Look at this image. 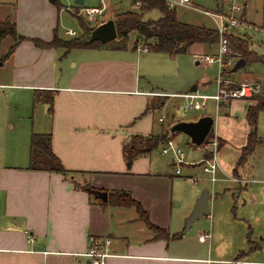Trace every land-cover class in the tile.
<instances>
[{
    "label": "crops",
    "instance_id": "obj_1",
    "mask_svg": "<svg viewBox=\"0 0 264 264\" xmlns=\"http://www.w3.org/2000/svg\"><path fill=\"white\" fill-rule=\"evenodd\" d=\"M82 1L58 0L57 6L50 0H0V23H13L16 33L25 37L14 46L10 33L0 38V264H88L84 253L90 237L107 253V264H209L212 261L198 253L197 245L183 240L188 230L177 238L157 236L134 206L102 203L81 186L88 183L106 191V199L109 191H127L152 224L170 235L182 231L202 184H195L194 189L191 186L190 197L180 202L186 191L181 194L174 177L182 171L175 172L173 157L160 152L161 143L156 151L137 156L129 166L122 149L134 134H164L170 125L156 115L167 102L164 98L178 94L184 98L181 91H190L156 87L152 69L158 71L160 54L174 58L190 52L198 57L208 52L207 45L194 43L179 54L154 51L146 45L147 51H138L136 46L142 43L135 40L141 37L134 32L121 48L106 45L65 50L61 46L38 47L31 41H50L54 35L64 38L60 26L65 13L79 22L82 7L103 6L105 14L122 8L120 0H105V5L101 0L98 5ZM129 1L131 9L137 8ZM243 19L247 20L246 9ZM203 81L206 89L208 82ZM198 89L196 84L193 92ZM36 90L54 91L51 111L46 102L33 104ZM21 92L25 97L22 109ZM253 102L231 99L217 111L221 112L218 117L222 124L235 125L236 113L245 115L246 105ZM194 109L197 111L181 120L207 115L199 107ZM21 113H26L28 121H23ZM241 127L236 145L228 133H216L220 167L239 180L220 177L212 182L206 219L193 221L191 226L197 222L204 227L202 232H209V255L215 236L240 224V240L226 245L223 253L228 256L217 261L264 264V135L256 127L260 142L252 157L237 166L235 175L233 170L249 131L246 119ZM32 132L51 134V149L65 169L73 172L77 186L60 172L27 168ZM199 147L188 152L191 163L184 164L189 181L196 180L195 168L201 167L195 160L206 156V150ZM176 199L181 204L177 208Z\"/></svg>",
    "mask_w": 264,
    "mask_h": 264
},
{
    "label": "trees",
    "instance_id": "obj_2",
    "mask_svg": "<svg viewBox=\"0 0 264 264\" xmlns=\"http://www.w3.org/2000/svg\"><path fill=\"white\" fill-rule=\"evenodd\" d=\"M50 1L57 6L60 5L58 0ZM132 4L137 5V8L118 13L116 19H114L117 34L115 40L111 43L106 42L104 44L98 40L89 42L88 38L94 26L83 18H79L81 29L80 33L70 38H58L54 35L50 41H42L38 38L30 39L35 45L42 48L61 46L65 50H70L72 48L100 47L106 45H110L114 48H121L125 46L128 34L130 32H134L135 34H141V38L136 39L135 43L141 42L143 45L148 46L151 50L170 54L183 53L189 45L194 43L208 45H216L217 43L218 33L214 27L196 25L178 20L176 18L175 8L168 7L165 0H132ZM153 9L158 10L160 15L156 18L145 19L144 14ZM7 33H10L15 38L13 46L18 42V40L25 38L24 36L16 33L13 23H10L9 21L1 22L0 38ZM228 37L231 47L241 53L239 57L245 59V63L261 62L264 64V54H259L250 50L245 37L237 34H228ZM13 46L8 50V52L12 50ZM231 67L226 70L228 74L235 72L231 71ZM53 93L54 91L52 90L34 91L33 104L35 105L40 102H46L48 103L49 110L51 111ZM252 100L254 102L247 104L245 107V119L249 125V131L246 136L245 144L240 148L236 166L233 170L235 175H237V166L246 163L252 157L256 145L260 142V137L257 134L256 127L258 114L260 111H264L263 92L254 96ZM212 132L213 129L211 128L206 136V139L212 134ZM175 133H177V131H169V134L166 135L165 133L163 135H132L128 141L124 143L122 149L126 165L129 166L134 158L156 148L160 143L171 138L170 136ZM194 146H201V144ZM208 154L209 152L206 151V156ZM27 168L30 170H50L60 172L69 179L71 177V182L77 186L75 179L73 178V172L65 169L60 159L53 153L51 149V134L49 132L31 133L29 139V163ZM81 186L90 192L93 189L99 190L90 186L88 183L82 184ZM99 199L102 203L109 202L117 205L134 206L139 217L145 221L150 229L155 231L157 236L168 239L169 237L177 238L181 235V231L170 235L167 230L152 224L148 219L147 212L135 199L131 197L130 193L127 191H109L107 199ZM251 248L252 246L249 247L248 250ZM242 253L243 252H240L238 256H241Z\"/></svg>",
    "mask_w": 264,
    "mask_h": 264
},
{
    "label": "rangeland",
    "instance_id": "obj_3",
    "mask_svg": "<svg viewBox=\"0 0 264 264\" xmlns=\"http://www.w3.org/2000/svg\"><path fill=\"white\" fill-rule=\"evenodd\" d=\"M89 1L95 5H98L100 2V0H89ZM237 1L240 3H245L244 9H246L247 20L243 19V12H242L241 18L244 23L238 25L236 28L229 27L227 29L228 32L245 37L249 44L248 48L250 50H253L259 54H264V0H237ZM101 2L105 5L106 1L101 0ZM193 2L194 3H191L190 6H183V7L176 6L177 7L175 10L176 17L189 23L213 24L212 18L210 17V15L206 14L205 11L220 10L223 12V10L228 8V3L225 0H193ZM120 6H122V8L120 7L114 10L112 14H110L109 12H107L106 14L104 13V16L102 17L103 21L108 18H112L114 20L116 19L118 13L131 9L130 8L131 3L129 0H120ZM218 7H220V9H217ZM159 15H160L159 11L153 9L145 13L144 18L145 19L156 18ZM82 18L86 20L84 16ZM67 29L74 30L77 34H79L81 31L78 19L73 17L69 13H65L63 16V20L61 21L60 33L64 38L72 37L64 33V31ZM113 40H115V38ZM113 40L108 41V43L113 42ZM206 45H207L206 49H208V52L205 54H212L215 52L216 45L214 44L212 45L206 44ZM240 54L241 53L239 52V55ZM160 55H161V60L159 61L160 65L158 66V71L157 70L154 71L155 69H152V73L156 74V76L153 75L154 76L153 82H156L157 88L164 89L167 91L172 90L174 88L187 90L192 85L196 86V84H198L199 89L197 90V93L213 94L215 92L214 79L217 74V65L215 63L212 65H205L202 62L196 64L197 56L193 55L190 52L180 54L174 58L165 54H160ZM228 75L234 81H241L245 79L257 80L264 86V64L261 62H251V63L246 62L244 66L237 69L234 73ZM203 80H206L208 82V86L206 89L203 87L204 84ZM181 92H187V91H181ZM178 96L169 95V97H165L164 100L166 99L167 102L164 105H162L159 108V110L156 112L157 116H161L162 118H164V121L166 123L165 125L167 127H168V123L169 125H171L173 121L179 119L181 120V118L188 117L191 114H193L195 111H197V109H194L195 107L185 109L184 98H180ZM24 98H25L24 92H21V97H20L21 109L24 106ZM213 105H214L213 101L209 99L207 100V105L205 109H201L199 111L204 112V114L211 115L214 118V124L212 126V129L215 133L217 134L228 133L229 135H231L230 138L231 143L236 145L235 143L240 141L239 136L242 131L241 123L243 119L245 120L244 112L238 111L236 113L237 118H235V122H237V124L232 126L225 125L222 124L223 121L222 118L218 117V115L221 114V112L218 113L215 112V110L213 109ZM21 114L23 121L26 122L27 120L26 115H24L26 113H21ZM257 127H258V131L264 135V111H260L258 114ZM168 130L169 129L165 131V135L169 134ZM214 132H212V134L209 135L207 139H209ZM170 137L171 139L173 138L174 142L177 143L183 149L184 160L186 161V163H183L180 166V171H182L181 174L174 177L176 178V181H178L179 183L178 189L181 192V194L182 192L186 191V193L182 194V198L179 196L180 202H183L190 197L189 196L191 193L190 189L192 187H193L192 189H194L196 185L198 186L202 184V187L200 188V192L203 189H206L208 193L211 194L213 183L211 182L209 175L205 173L201 167H199L198 169L195 168V172H196L195 181H189L187 177H185V174H187V170L184 164L191 163L190 159H188V152L195 150V147L197 148V146H193L190 142L189 137H187L183 133L177 132L174 135H171ZM156 148H154L153 151H156ZM199 148L205 150L202 147ZM229 148L230 151L233 150V146ZM167 156L168 155H165V158H168ZM202 158L203 157L195 160V162H198ZM217 176L225 177V174L222 171H218ZM180 183L182 184L181 186ZM216 184H221V183L216 182ZM174 187L176 189L177 185L174 184ZM180 202L177 201L176 199L175 201L176 208L177 205L180 204ZM232 212H235V209H233ZM200 219L202 221H205L206 216L204 215ZM197 225H198L197 222H195V224L188 229V231L184 234L183 240L191 244L197 245L198 253L204 254V256L210 258V260L212 261L209 264H223V262L219 263V261L217 260L226 258L228 256V253H223L226 251L225 250L226 245L232 244L233 242L237 243L238 239L240 240L241 238L240 224H238L239 226L236 225L234 227L233 226L230 227L231 230H227L225 234L220 233L219 235H216L214 238V243L212 244L213 246L212 252L209 255L208 254L206 255L207 242L198 241V234L203 231L204 227L202 226L199 227ZM252 236L253 239H256L258 241L257 238H254L256 237L254 233L252 234ZM232 258L233 256L230 257L229 259L231 260Z\"/></svg>",
    "mask_w": 264,
    "mask_h": 264
},
{
    "label": "built area",
    "instance_id": "obj_4",
    "mask_svg": "<svg viewBox=\"0 0 264 264\" xmlns=\"http://www.w3.org/2000/svg\"><path fill=\"white\" fill-rule=\"evenodd\" d=\"M168 7L176 6H190L191 0H165ZM228 3V8L220 11H205L213 20L214 28L218 33V40L216 43L215 52L212 54H202L197 57V63H204L205 65H217V74L214 79L215 92L213 94H200L193 91L181 93L186 99L185 109L199 107L205 109L207 100L212 99L214 102L215 111L224 108L231 99H252L254 96L260 94L264 90V86L257 80H241L234 81L231 79L226 70L234 64L239 58V52L234 50L229 41L228 28H236L243 24L241 14L245 8V3H240L237 0H225ZM79 14L84 16L86 20L93 26L103 21L104 7H82ZM65 33L74 36L76 32L71 29L65 30ZM138 51H147L148 48L143 44L136 46ZM232 64V65H231ZM214 132V131H213ZM209 154L204 156L198 162L201 164L202 170L210 177L211 182L219 179L218 171H222L218 161L219 140L217 134L214 132L209 139H204L201 146ZM160 152L162 154H170L173 157V164L175 172H180V166L186 163L184 160V151L177 145L173 139H166L160 144ZM197 162V163H198ZM223 172V171H222ZM224 173V172H223ZM223 179L239 180L238 178L228 175L226 173ZM195 180L194 178H189ZM209 238V232H201L198 235L200 241H206ZM90 243L84 255L88 258V264H107L105 253L100 246V242L93 237H90Z\"/></svg>",
    "mask_w": 264,
    "mask_h": 264
},
{
    "label": "water",
    "instance_id": "obj_5",
    "mask_svg": "<svg viewBox=\"0 0 264 264\" xmlns=\"http://www.w3.org/2000/svg\"><path fill=\"white\" fill-rule=\"evenodd\" d=\"M77 4H82V0H74ZM116 28L114 20L108 18L98 24H96L90 32L88 41L98 40L101 43H106L113 40L116 37ZM141 37V34L137 35ZM245 65V59L239 57L236 59L231 67V71H236L240 67ZM196 89L195 85L190 87V91ZM264 95V90H263ZM214 123V118L211 115H201L196 120H176L170 127V132H180L187 135L190 139L191 144L200 145L206 138L209 130L212 128ZM91 192L97 197L105 200L107 197L106 191L91 190ZM208 204V191L203 189L199 195L196 197L194 205L190 210L189 214L185 218L184 227L181 231V235L185 233L190 227L193 221L200 219L202 216L206 215Z\"/></svg>",
    "mask_w": 264,
    "mask_h": 264
}]
</instances>
